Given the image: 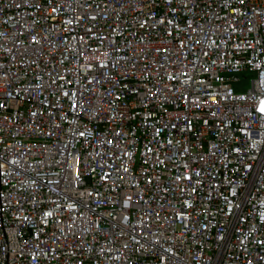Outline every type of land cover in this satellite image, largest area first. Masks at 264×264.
<instances>
[{
	"label": "built area",
	"instance_id": "1",
	"mask_svg": "<svg viewBox=\"0 0 264 264\" xmlns=\"http://www.w3.org/2000/svg\"><path fill=\"white\" fill-rule=\"evenodd\" d=\"M0 264H264V0H0Z\"/></svg>",
	"mask_w": 264,
	"mask_h": 264
},
{
	"label": "rangeland",
	"instance_id": "2",
	"mask_svg": "<svg viewBox=\"0 0 264 264\" xmlns=\"http://www.w3.org/2000/svg\"><path fill=\"white\" fill-rule=\"evenodd\" d=\"M246 74H250V73H246ZM248 84H249L248 77H245V79H243L241 84L239 85V88L236 85H234L233 88L235 91H238V90L242 91L248 87Z\"/></svg>",
	"mask_w": 264,
	"mask_h": 264
}]
</instances>
